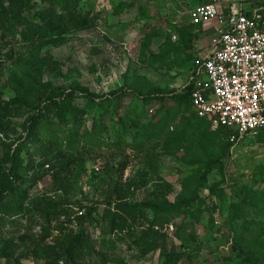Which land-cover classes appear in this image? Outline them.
Listing matches in <instances>:
<instances>
[{
    "label": "rangeland",
    "instance_id": "obj_1",
    "mask_svg": "<svg viewBox=\"0 0 264 264\" xmlns=\"http://www.w3.org/2000/svg\"><path fill=\"white\" fill-rule=\"evenodd\" d=\"M197 1L11 3L17 22L0 25V196L20 187L23 205L16 218L0 209V264H264V134L231 144L171 100L191 75L201 33L183 4ZM48 10L88 26L24 43ZM127 93L153 100L154 115L123 107ZM54 96L71 101L45 108L28 134L44 106L35 98ZM115 138L127 146L113 150ZM40 144L63 166L39 173ZM13 151L21 166L8 173Z\"/></svg>",
    "mask_w": 264,
    "mask_h": 264
},
{
    "label": "built area",
    "instance_id": "obj_2",
    "mask_svg": "<svg viewBox=\"0 0 264 264\" xmlns=\"http://www.w3.org/2000/svg\"><path fill=\"white\" fill-rule=\"evenodd\" d=\"M207 1L186 7L200 33L210 37L194 55L191 109L197 118L225 128L233 144L264 134V6L255 0ZM155 109L152 103L145 112L152 116Z\"/></svg>",
    "mask_w": 264,
    "mask_h": 264
},
{
    "label": "trees",
    "instance_id": "obj_3",
    "mask_svg": "<svg viewBox=\"0 0 264 264\" xmlns=\"http://www.w3.org/2000/svg\"><path fill=\"white\" fill-rule=\"evenodd\" d=\"M22 1H24V0H0V25H2L4 27H9L11 24L10 22H12V23L17 22L16 19H18V18H16V17H18V15L11 8V3L22 2ZM2 2H6L8 4V6L7 7L2 6ZM29 3H30V1H28V4ZM63 8L66 10V7L63 6ZM41 15H42V20H41L40 25L29 26L27 29H25L22 32L21 38H22L24 43H26V44L31 43L32 41H34L36 36L39 38H51L53 36L62 37L72 30H77V29H80L82 27L88 26V18L78 14L75 11L74 12L69 11L68 13H66V11H64L63 13L57 14L55 10H48V11H43L41 13ZM198 37H199V35L192 41L193 45L195 44V41H197ZM189 44L190 43H188L187 48L191 47ZM192 61L194 62V54L192 55ZM193 62H192V66H193ZM117 96H119V95H117ZM124 97L130 99V102L128 104L132 103L133 101L136 104L138 103L137 107L140 109L142 114L148 116L147 113L145 112V107L148 106L149 104H152L154 102L153 100L149 101L146 98L141 97L140 95H133V94L129 95L127 93V94H124L123 98L120 100L121 102L119 101V103H121L122 105L124 104L123 103V100L125 99ZM57 99H58L57 96L48 97L45 100L41 99V97L35 98L36 101L42 100L44 102V106L38 105V109H37L38 113H35L29 119V124L27 126V133L28 134L32 132L33 126L36 123V121L38 120V116L40 115V113L42 111L45 110V108L52 107V108L56 109L57 113H60L59 110L62 109L66 105V103L71 101V99L67 97L66 99H64L63 104H59ZM158 100H160L161 103H166L165 98L158 99ZM171 100L177 104L186 105L191 109V87H190V85H187L181 93L172 95ZM123 107H124V105H123ZM67 108L71 109L69 107V105L67 106ZM191 111H192V109H191ZM192 113H193V111H192ZM193 115H194V113H193ZM194 117L197 120H205L206 121V119H199L195 115H194ZM1 127L2 126H0V128ZM220 128L226 132V134L228 136V140H229L230 133L225 128H222V127H220ZM119 130L122 131L121 129H119ZM120 131H119V134L120 133L125 134V132H126V131H122V132H120ZM261 134H263V133H261ZM131 137H133V136L131 135ZM101 142H103V141H100L99 145L102 144ZM33 143H39L37 141V138L35 140H33ZM106 143H111L110 145H112L113 150H120V148L127 146L126 144L123 145L124 140L122 138H120V139L115 138L112 142H106ZM46 145L47 144H44V145L40 144V147L37 151V153H38L37 155L39 156V160H38L39 163L37 165L39 173H41L42 170L44 172H46V170H45L46 167L50 168V171H53L54 166L59 165L61 167L64 164V161L62 160L60 155H53L52 157H49V158L46 157V156H48V152L51 151V149L49 147H47V148L44 147ZM70 148L77 150L79 148V145L76 141H69V147H67V149L71 150ZM13 153L14 154L11 155V157H9V160H8V163H10V168L8 169V173L9 172L14 173L16 168L18 166H21L20 156L16 155L14 151H13ZM51 161H53L52 164H51ZM48 163H50V164H48ZM207 169H210V167H208ZM47 171H48V169H47ZM6 176H7V173L0 171V181L5 179ZM19 188L20 187H18L16 189V187L14 186L10 196H5V197L0 196V209L3 212V215H2L3 220L5 218H16V217L21 215L22 205H23V202H22L23 194H22V192L19 191ZM211 190H212V193H214V189H211ZM3 227H5V225Z\"/></svg>",
    "mask_w": 264,
    "mask_h": 264
},
{
    "label": "crops",
    "instance_id": "obj_4",
    "mask_svg": "<svg viewBox=\"0 0 264 264\" xmlns=\"http://www.w3.org/2000/svg\"><path fill=\"white\" fill-rule=\"evenodd\" d=\"M182 2V1H181ZM198 3H202V2H208L207 0H198L197 1ZM258 5L260 6H264V0H258ZM184 3V1H183ZM171 6H172V3H171ZM184 8H185V11H187V8L188 6H186L185 4H183ZM209 39L210 37L207 36V35H203V34H199V37L197 39V41H195V44H194V55L198 54L200 51H203L209 44ZM189 82V81H188Z\"/></svg>",
    "mask_w": 264,
    "mask_h": 264
}]
</instances>
